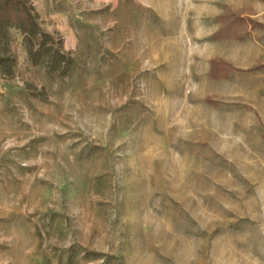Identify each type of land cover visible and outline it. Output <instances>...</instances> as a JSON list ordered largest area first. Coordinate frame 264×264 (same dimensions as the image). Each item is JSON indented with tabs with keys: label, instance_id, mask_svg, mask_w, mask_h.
Listing matches in <instances>:
<instances>
[{
	"label": "rangeland",
	"instance_id": "1",
	"mask_svg": "<svg viewBox=\"0 0 264 264\" xmlns=\"http://www.w3.org/2000/svg\"><path fill=\"white\" fill-rule=\"evenodd\" d=\"M27 1L69 64L9 28L0 264H264V32L212 38L264 0Z\"/></svg>",
	"mask_w": 264,
	"mask_h": 264
},
{
	"label": "trees",
	"instance_id": "2",
	"mask_svg": "<svg viewBox=\"0 0 264 264\" xmlns=\"http://www.w3.org/2000/svg\"><path fill=\"white\" fill-rule=\"evenodd\" d=\"M217 20L219 27L214 32L213 39L238 38L237 35L232 36L228 34L231 26H234L236 23L243 24L244 22H248L252 29L259 28L264 32L263 22L253 20L251 17L245 18L241 14L230 12L228 8L226 12L217 16ZM9 28L18 29L24 35V44L33 63L42 61L50 64L57 61L59 64H69V61L65 58V54L54 46L51 35L40 30L36 15L33 13V9L27 0H0V69L3 75L9 76L13 71L14 57L8 50ZM48 41H52V43L47 44ZM42 56L45 58H42ZM261 67H264V63L257 64L250 69L257 70ZM234 70L236 68L232 64L220 58H211L209 60L208 76L211 79H226L229 76L228 72ZM205 99L207 102L217 104L216 101H213L209 97Z\"/></svg>",
	"mask_w": 264,
	"mask_h": 264
}]
</instances>
